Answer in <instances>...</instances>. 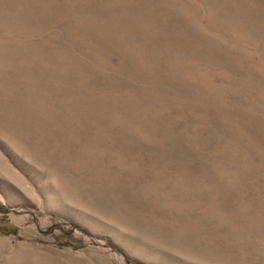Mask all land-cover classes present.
Returning a JSON list of instances; mask_svg holds the SVG:
<instances>
[{
	"label": "rangeland",
	"instance_id": "1",
	"mask_svg": "<svg viewBox=\"0 0 264 264\" xmlns=\"http://www.w3.org/2000/svg\"><path fill=\"white\" fill-rule=\"evenodd\" d=\"M0 264H264V0H0Z\"/></svg>",
	"mask_w": 264,
	"mask_h": 264
}]
</instances>
